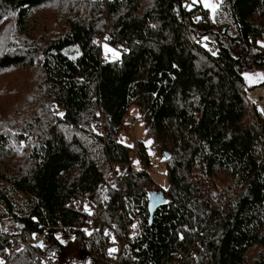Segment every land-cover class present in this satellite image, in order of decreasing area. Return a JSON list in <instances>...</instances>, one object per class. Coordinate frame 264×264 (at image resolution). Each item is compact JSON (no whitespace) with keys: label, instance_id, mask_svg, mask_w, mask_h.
<instances>
[{"label":"trees","instance_id":"trees-1","mask_svg":"<svg viewBox=\"0 0 264 264\" xmlns=\"http://www.w3.org/2000/svg\"><path fill=\"white\" fill-rule=\"evenodd\" d=\"M220 1L213 18L189 0H0V80L22 78L0 96L3 264H34L6 237L37 232L58 264H264V121L241 90L264 77V0ZM131 106L166 190L150 191L145 145L118 141Z\"/></svg>","mask_w":264,"mask_h":264},{"label":"rangeland","instance_id":"rangeland-1","mask_svg":"<svg viewBox=\"0 0 264 264\" xmlns=\"http://www.w3.org/2000/svg\"><path fill=\"white\" fill-rule=\"evenodd\" d=\"M188 0H186L187 3ZM214 2L218 3L220 5L221 1L220 0H214ZM196 4H200L204 9L205 8L201 3H196ZM195 4V5H196ZM191 5V8L193 7L192 4V0H190V3H187L186 8H188V6ZM209 10V9H208ZM213 15V13H212ZM213 17V16H212ZM264 44V42L260 43V48H264L261 45ZM105 46H107V48L112 49L114 51H116L119 54L120 57V51L117 48L114 47H110L108 44H103L102 43V57H104V59L107 60H112V59H116L112 56L111 52H106V48ZM119 59V58H118ZM117 59V60H118ZM263 72H257V70H252L251 73H248V76L251 78V81L249 79L245 78V82L247 84L246 88L252 87L254 85H260V82L263 79H260V77H263ZM259 74V75H258ZM4 81H8L4 82ZM4 82V83H3ZM21 83L22 84V78H20L19 75H15L12 77H1L0 80V96H1V92L3 90V88L5 87H10V86H15L16 84ZM245 88V89H246ZM255 89H264V86L262 87H256ZM247 92H249L247 90ZM258 95V94H256ZM256 95H252L253 98L257 97ZM263 99H256L253 102L250 101L251 104H253L254 108L256 109V111H258L259 115H257V117L259 116L260 119H263L264 121V112H262L261 110H264V103H263ZM4 102V99L0 97V106L2 105V103ZM129 121H131V128L129 129L130 132L129 134H127V131H122L121 133H118V141L120 142V144H123L127 147H132L135 144H144L145 146V150L147 153V156L149 157V163H150V169L148 171H150V178L152 180V183L156 186H154L153 188H151L150 191H153L152 194H154L155 192H158L159 189H164L166 190L169 187V184H167V180L165 177V174L167 173V170H165V168L161 167L160 164L163 163V157L155 151V149L152 147L153 143L151 141V138L148 136L147 134V129L144 126L143 121H141V117L139 116L138 110L136 107L131 106L129 109ZM127 119V120H128ZM151 141V143L149 144L148 142ZM115 172H123L126 169L124 167H122L121 165L116 164L114 167ZM131 170L134 172H139L140 170V165L138 163V159H134L132 161V166H131ZM82 257L80 260L81 263L83 264H90L89 261L87 260V258ZM79 260V259H78ZM76 261H73V263H75Z\"/></svg>","mask_w":264,"mask_h":264},{"label":"built area","instance_id":"built-area-1","mask_svg":"<svg viewBox=\"0 0 264 264\" xmlns=\"http://www.w3.org/2000/svg\"><path fill=\"white\" fill-rule=\"evenodd\" d=\"M190 2V0H189ZM193 46H195V44L191 43ZM198 45H200L201 47H204L208 53H210L211 55H213L214 57H217L218 55V50L216 48V43L214 41V38L211 36L205 37L203 39L202 42H197ZM215 53V54H214ZM244 94L245 97L248 99V103L249 105L252 107V109H255L253 104L250 103L253 102L254 99L253 97H251L252 92L254 91L252 89V91L247 92V89L242 88L241 89ZM258 99V98H257ZM259 115V113L257 114ZM259 117V116H258ZM263 120V119H262ZM88 210L91 212V209L88 208ZM89 211H86L88 215ZM102 211H100L99 214H101ZM92 214V212H91ZM92 215H90V218L86 221V224L84 227H82V233L86 236H89V233L91 235V233H93L94 231H97L100 229V225L95 226L93 224L92 221ZM1 224L5 223V220L0 221ZM56 225H57V230H59V235H66L68 237H71V230L67 228V226H64L63 224H61V222L59 220H56ZM113 231V228L110 227L109 230H107V234L111 235ZM2 233H0V236ZM44 235L40 234V233H35L31 236L25 237L24 239L21 240H15L13 239V237L11 236H7L6 238H8V240L11 242V246L8 247V249L5 250L6 255H15L18 251L20 250H24V252H27L28 254L31 255L32 258L35 259L34 264H58L55 261V258L53 257H48L44 254H41V252H39L38 250H36V247H40L42 246V239H43ZM119 249V247H118ZM107 264H118V257L114 256L112 258L109 259Z\"/></svg>","mask_w":264,"mask_h":264},{"label":"snow or ice","instance_id":"snow-or-ice-1","mask_svg":"<svg viewBox=\"0 0 264 264\" xmlns=\"http://www.w3.org/2000/svg\"><path fill=\"white\" fill-rule=\"evenodd\" d=\"M196 3H201L205 8L209 9L212 13H213V18L215 13L217 12L218 8H219V4L214 2V0H192V4L195 5ZM189 10H191V5L188 6ZM200 18L198 17L197 20H199ZM107 39V38H106ZM262 47H264V44L261 45ZM106 48V52H111L112 56L116 59L119 58V54L112 50L107 48V46H105ZM215 54V53H214ZM259 75V74H258ZM245 78L249 79L251 81V78L248 76V74H245ZM260 79H264V77H260ZM262 112H264V110H261ZM61 116L63 115V113L60 114ZM149 144L151 143V141L148 142ZM85 211H89L87 206H85ZM89 214L91 215V212L89 211ZM135 227V225L133 226ZM90 235V233H89ZM57 239L59 240L60 237L57 236ZM73 239H75V237H73ZM61 243H65V241L61 240ZM115 251H117L116 249H109V255H111L112 253H114ZM0 264H3V261H0Z\"/></svg>","mask_w":264,"mask_h":264},{"label":"bare ground","instance_id":"bare-ground-1","mask_svg":"<svg viewBox=\"0 0 264 264\" xmlns=\"http://www.w3.org/2000/svg\"><path fill=\"white\" fill-rule=\"evenodd\" d=\"M258 94V95H256ZM252 95H256L257 97H255L254 99H263L264 100V89H255L252 94L251 97H253ZM264 103V101H263Z\"/></svg>","mask_w":264,"mask_h":264},{"label":"water","instance_id":"water-1","mask_svg":"<svg viewBox=\"0 0 264 264\" xmlns=\"http://www.w3.org/2000/svg\"><path fill=\"white\" fill-rule=\"evenodd\" d=\"M165 157H166V159L168 158V156L167 155H164ZM151 201H159V198H157L156 197V195H151ZM161 201V200H160ZM162 202V201H161ZM150 218H151V216H150Z\"/></svg>","mask_w":264,"mask_h":264}]
</instances>
